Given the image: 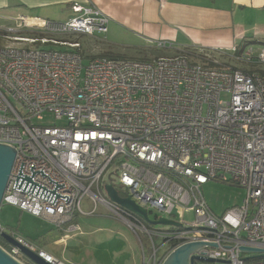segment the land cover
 Instances as JSON below:
<instances>
[{
	"label": "built area",
	"instance_id": "obj_1",
	"mask_svg": "<svg viewBox=\"0 0 264 264\" xmlns=\"http://www.w3.org/2000/svg\"><path fill=\"white\" fill-rule=\"evenodd\" d=\"M70 9L64 21L0 14V30L12 41L0 48V144L16 150L1 204L68 234L79 230L74 217L88 214L81 201L89 195V213L101 204L137 236L142 264H162L178 246L196 241L216 243L195 253L215 260L210 264H264L238 247L264 249V75L218 61L229 55L264 63V47L257 53L252 46L214 47L212 57L202 55L205 65L186 55L95 57L83 65L78 41L50 35L105 34L109 17L88 0ZM22 31L37 36L11 35ZM37 42L67 48L22 46ZM46 115L54 122L43 123ZM108 172L117 176L121 196L154 213L151 218L160 214L181 226L156 228L109 200ZM209 180L243 187V203L215 215L201 189ZM188 211L192 221L184 219ZM2 233L49 264H68L1 225L0 242ZM139 233L149 240L148 254ZM8 245L0 243L27 264L19 247Z\"/></svg>",
	"mask_w": 264,
	"mask_h": 264
},
{
	"label": "crops",
	"instance_id": "obj_2",
	"mask_svg": "<svg viewBox=\"0 0 264 264\" xmlns=\"http://www.w3.org/2000/svg\"><path fill=\"white\" fill-rule=\"evenodd\" d=\"M88 1L109 17L107 32L93 36L74 35L70 38L84 36L85 41L96 49L92 58L149 61L158 57L187 56L186 50H193L197 55L201 49L219 47L229 51L236 46L238 52H241L252 46L257 53L264 47V0ZM74 2L85 4L86 0H0V14L10 17L24 14L64 21L72 15L70 3ZM96 35L103 37L100 39ZM124 37L130 39L129 42L123 40ZM156 41H164L167 45L159 48ZM238 63L246 65L248 69L251 67L250 71L253 73L264 72L255 63ZM77 217L78 215L74 217L73 222L79 225V230L65 234L57 229L59 236L53 243H66L72 234L81 233ZM104 231L102 238L96 239L97 245L117 241L121 248L114 251L126 254L127 262L132 260L133 256L126 248L129 244L124 243L121 233ZM38 248L68 264H77L73 262V258L67 256L66 250L57 256L45 248Z\"/></svg>",
	"mask_w": 264,
	"mask_h": 264
},
{
	"label": "rangeland",
	"instance_id": "obj_3",
	"mask_svg": "<svg viewBox=\"0 0 264 264\" xmlns=\"http://www.w3.org/2000/svg\"><path fill=\"white\" fill-rule=\"evenodd\" d=\"M11 35L22 36L26 38H36L37 36L36 34L28 31L16 32ZM97 36L98 35H96V37ZM50 37L72 41L78 40L80 47L77 51L81 55L83 65H87L89 63L91 60L90 58H92L91 56L96 50L91 44H89V42L85 41L84 36H79L77 39H75V37L70 38V36L65 34H57L50 35ZM98 37L101 39L103 36L101 35ZM123 40H127L126 37H124ZM129 40L130 39H128L127 42H129ZM11 43L12 41L5 37V33L0 31V48ZM22 46L27 49L32 48L56 50L67 48L57 44H40L38 42L33 43L32 45L24 44ZM186 53L188 54L186 56L188 62L196 65L207 64V62L202 59V55L208 57L213 56L211 49L209 48L206 50L201 49L199 51L200 54L197 55L193 50H186ZM218 61L222 65L238 67L247 72H249L251 69V67L248 69L246 65L239 64L238 62L241 61L235 60L231 56L229 57V55H220L218 57ZM255 65L264 69V63H255ZM42 122L52 123L54 122V118L51 115H46ZM108 179H111L114 185H118V178L116 175L108 172L104 175V180L107 181ZM117 189L120 194H123V190L121 188L117 186ZM201 189L209 209L217 216L222 215L227 209L233 206H240L243 203V199L245 198L246 194V191L243 187L218 180H209L202 185ZM81 206L85 212H88V214H78L77 218L79 219L77 222L80 223L81 233L77 232L72 234L66 243H53V241L59 236V232L48 221L33 216L27 212H21L18 208L12 205L4 204L0 206V224L2 227L8 230L14 231L16 235L29 240L34 245H37V247L45 248L57 256H60L62 252H65L66 250L67 256L70 259L73 258V262H76L77 264H142L143 257L140 242L137 236L131 232L121 220L116 219L101 204L97 205L93 213H89L92 209L89 195L83 197ZM150 216L154 217L155 215L154 213H151ZM158 216H160V214H158ZM184 219L187 221H192L194 219V214L188 211L185 213ZM173 220L176 221L177 219ZM155 227L161 228L162 226L155 225ZM104 230H111L113 233H121L120 236L124 239V243L129 244V247L126 246V248L130 250L131 255L133 256L132 260L129 259L127 262L126 260L128 257H126V254L123 252L117 253L114 251L115 249L119 250L118 247H120L117 241L112 240L106 242L102 246L97 245V242L95 241L97 238H102L103 233H105ZM139 237L141 238V241L144 245L145 253L148 254L151 252V248H149V240L141 233H139ZM154 241L156 246H159L161 243L158 238H155ZM0 243L6 248L9 247V243L7 244L4 240H1ZM163 251L164 247L160 248L158 254L160 255ZM247 255L248 254L244 256ZM18 258L27 264H32L22 254H19ZM194 264H210V262L196 260Z\"/></svg>",
	"mask_w": 264,
	"mask_h": 264
},
{
	"label": "water",
	"instance_id": "obj_4",
	"mask_svg": "<svg viewBox=\"0 0 264 264\" xmlns=\"http://www.w3.org/2000/svg\"><path fill=\"white\" fill-rule=\"evenodd\" d=\"M16 150L7 144H0V206L2 201L3 192L5 190L7 180L12 168L14 156ZM106 197L122 206L123 208L138 215L143 221L149 225H163V226H175L179 227L181 224L173 219H168L163 216H159L156 219L151 218L146 208L137 204L128 195L121 196L112 182L107 183L104 186ZM1 237L9 244L19 247L22 255L32 264H49L40 258L36 253L30 251L24 246L18 244L11 236L6 233H2ZM205 244H211L217 246L215 242L196 241L183 244L173 250L162 262V264H194L196 260H202L207 262H215L213 259L205 258L195 253L201 249ZM226 246V245H223ZM229 247V246H226ZM242 252H255V255L246 257L250 258H264V249L254 248L248 246H238ZM0 264H24L18 259L9 255L0 246Z\"/></svg>",
	"mask_w": 264,
	"mask_h": 264
},
{
	"label": "trees",
	"instance_id": "obj_5",
	"mask_svg": "<svg viewBox=\"0 0 264 264\" xmlns=\"http://www.w3.org/2000/svg\"><path fill=\"white\" fill-rule=\"evenodd\" d=\"M1 31V30H0ZM29 32V31H28ZM115 59V58H114ZM207 64H209V63H207ZM245 71V70H244ZM245 72H247V71H245ZM247 73H251V71H249V72H247ZM260 74H263L264 75V73H260Z\"/></svg>",
	"mask_w": 264,
	"mask_h": 264
}]
</instances>
